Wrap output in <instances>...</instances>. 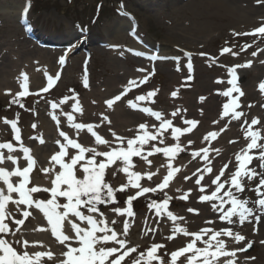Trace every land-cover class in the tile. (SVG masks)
I'll return each mask as SVG.
<instances>
[{
	"label": "rangeland",
	"instance_id": "374dc122",
	"mask_svg": "<svg viewBox=\"0 0 264 264\" xmlns=\"http://www.w3.org/2000/svg\"><path fill=\"white\" fill-rule=\"evenodd\" d=\"M17 5L29 7V25L35 29V33L48 38L51 42L60 43L59 45L64 43V45L59 49H40L42 52H39L35 44L22 37L20 28L15 22L14 6ZM3 8L7 11L5 14L2 13ZM253 10H258L255 0H0V143L12 141L18 148L13 140L10 125L3 123L4 118L12 120L18 115V127L21 129L23 143L31 149V155L37 168L36 172L32 173V179L41 181L42 187H51V173H39L42 169L50 167V156L59 151L55 143L58 139L62 140L59 137L56 122L51 119L53 110L50 107V102L58 103L62 97L72 95L69 89H73L78 94V99L84 110L82 115L75 114L76 122L100 124L97 131L106 139L111 140L113 139L112 131L117 135L130 137L135 135L140 123L159 124L153 117L146 118L145 114L136 112L128 105V100H134L137 95L155 91L156 95L152 98L154 103L141 102V105L160 111L165 118L173 119L176 126H186L180 116L199 122L190 133L181 137V144L185 146L186 150L173 161V166L179 167L180 171L175 174L169 187L164 190L168 195L174 197L170 202L169 210L184 217L183 221L177 223L189 232H196L206 226L204 224L206 219L215 218L217 228L230 227L233 231L243 232L246 240L240 242L238 248H243L246 242H252L249 251L241 252L242 264H264V254L261 252L262 250L264 253V248L260 246L263 235L259 232L249 231L253 225L251 222L246 221L242 225L239 222L234 225L220 222L218 214L206 211L205 206H208V203L198 202L199 192H193L187 201L176 199L182 192L187 191L190 185L195 184V177L188 181H185L184 177L190 176L196 168L203 167L202 160L192 159L191 152L193 150L205 146L219 149V152L223 150L222 148L232 150L235 146L240 145L241 137H243V130L240 129L238 123L240 125L244 121L251 122L252 118L257 117L261 123L254 126V130L261 132L264 125V93H261L258 88L259 83L264 82V67H262L264 64L261 63L264 59V35H233V33H251L255 28L264 24V18L257 19L259 15L264 16V8L262 13L252 16L254 18L252 24L243 23L247 16L253 14ZM121 24L122 26H120ZM133 37L137 38L142 45L147 42L152 49L160 48L161 59L150 64L129 51L135 42ZM69 42H72L70 47L74 49L69 55L70 63L60 73L59 80H54L50 91L40 94L39 89L45 85L48 86L45 73L55 76L58 72L57 59L61 54L66 53L65 46ZM245 44L251 46L245 51H241ZM79 45L83 47H79ZM224 47L231 48L238 55L233 56L230 53L221 55V49ZM84 49L92 54L89 76H87L88 87H84L85 77L80 71V61L85 53ZM186 52L190 54V61L193 64L194 73L190 79L185 61ZM253 52H256L257 55L253 56ZM45 58L49 65L42 70L39 62ZM248 61H251L250 66L236 68L240 77L241 91L244 93L241 110L244 116L241 121H237V124L233 125V123L224 122L219 118L223 111V107L220 105L221 100L224 103L227 100L224 101L222 97L219 98L216 95V92H221L225 85L218 87L215 82L217 79L226 81L229 67L245 64ZM138 69H144V71H138ZM21 73L28 74L30 82L28 85L30 94L19 98L24 105L23 108L19 104L10 103L22 90L18 86ZM146 75L148 76L146 84L141 85L138 89H133L120 101L115 102L111 108L105 104L106 100L112 99L122 92L130 79L138 80ZM208 81L210 88L205 92V89L208 88ZM248 84L251 86V92L245 93L243 89H246L245 85ZM16 88V91L9 93ZM173 91L177 92L175 97L172 96ZM205 93L216 98V105H212L210 108L207 106L208 109L205 105L203 109L197 107L200 105V97H204ZM71 103L70 101L69 104L62 105L61 108L64 111H71ZM177 109L181 110L180 116L173 118L171 113ZM206 112H208V118L205 117ZM55 114L61 120V130L75 138L74 130L68 127L66 117L60 115V109L55 110ZM101 114L106 115L111 123H101ZM215 119L219 121L220 129L224 128L225 124L228 127L232 125L235 137L238 136L239 141L230 144L228 140H225L221 144L222 146L218 145L217 147L214 144L202 143L203 133L213 129L211 124ZM33 124L36 125L35 129L32 127ZM218 128L216 126L215 131ZM165 135L166 143H175L171 138V130ZM41 136L43 143H40L39 139L30 138ZM79 139L85 146L94 145V139L86 132H82ZM189 140L194 142L191 146H188ZM99 150H104V146H99ZM5 154L7 153L5 152ZM13 154L20 157L19 165L23 167L25 162L23 153L16 151ZM209 155L213 161V167H215L217 154L212 151ZM148 159L152 161L151 166L139 157H133L136 164L134 170L138 172H157L159 170L152 181L147 179L142 181L144 186L154 187L166 175L168 160L162 154L150 156ZM161 165H165V167H161ZM234 165L232 166L233 170ZM4 166L9 170L13 167L10 162ZM251 167L255 168V165H251ZM57 170L59 169L57 168ZM257 172H264V170L261 169ZM45 177L46 180H44ZM13 179L15 180V177ZM106 179L114 187H119L126 182L127 178L123 173H118L113 177L110 169ZM258 181L259 177L255 181H246L245 192L238 195L250 202L255 200V192L250 189H254ZM207 182L210 184L209 180ZM31 186L30 183L29 187ZM0 187L3 185L0 184ZM177 189L180 191L178 192ZM134 191L118 193L119 205H100L101 211L106 215L112 207L125 206L123 201L127 195L134 194ZM148 196L159 200L163 197V193L157 192L154 195L148 194ZM36 198L47 199L49 197L47 193H39L36 194ZM60 202L64 203V200L61 198ZM147 203L148 199L144 197L133 202L136 215L134 218H129L130 228L126 237L129 242L128 246L136 247L138 251H144L153 242L161 243L164 247L158 254L168 262L170 253L183 247L188 238L180 234L174 239H168L172 235V222L166 217H155L153 213L149 212ZM189 208L199 209L200 214L195 215L188 212ZM8 210L11 211L15 219H25L20 212L9 208ZM27 210L31 212V215L25 219L23 225L18 226V230L11 219L6 220L16 235L9 234L5 238L12 242L18 251H24V249L15 244L17 239H26L30 245L33 242H40L42 246H30L27 251L29 253L50 251L53 254L52 258H43L42 264H60V261L64 259L62 253L67 249L51 234L50 226L39 209L32 207ZM108 217L117 219L115 215H108ZM146 217L147 223H145ZM118 219L120 223L116 227L118 231H122L124 217ZM157 219L160 220L159 224L155 223ZM263 222L264 220L255 222V229L258 230ZM146 226L156 228L155 234L145 236ZM65 234L73 235L68 229L65 230ZM76 246L78 245L76 244ZM108 246L113 245L109 244ZM136 256L137 253H133L126 258L124 264H132V260ZM253 257L255 259H250ZM178 264H186L185 257L179 258Z\"/></svg>",
	"mask_w": 264,
	"mask_h": 264
},
{
	"label": "snow or ice",
	"instance_id": "6c2138e0",
	"mask_svg": "<svg viewBox=\"0 0 264 264\" xmlns=\"http://www.w3.org/2000/svg\"><path fill=\"white\" fill-rule=\"evenodd\" d=\"M28 8H25V12ZM264 35V24L255 28L251 33H233V35ZM251 45L245 44L241 51H245ZM230 53L235 56L238 53L233 52L231 48L224 47L221 49V55ZM135 55H143L141 52H136ZM186 55H190L187 54ZM203 55V54H202ZM253 56L257 53L253 52ZM66 56L62 55L59 58V64L64 65ZM178 60V58H176ZM264 63V62H262ZM251 61L245 64L235 65L227 69L230 79L227 81L231 87L219 93L225 97H229V101L223 104V111L220 115V120L226 117L231 121H241L244 116L242 111L237 109L240 107L238 101L239 97L244 93L236 86L237 76L235 74L236 68L248 67ZM191 70V62L187 64ZM179 70V69H178ZM144 71V69H138ZM23 82L21 83V91L16 94V97L10 102L19 104L21 108L24 107L21 103V97H25L28 92V76L26 73L20 74ZM48 81V87L42 89L47 92L53 86L54 80H59L60 73L57 72L55 76L45 73ZM190 79V77H189ZM148 76L142 79H130L125 85L122 92L114 96L112 99L105 101V104L111 108L113 104L120 101L133 89H138L141 85L147 83ZM217 83H223L217 80ZM84 87H88L87 75L83 80ZM259 91L264 93V82L258 85ZM72 93L70 96L62 97L59 102H50V107L53 110L51 119L56 122L59 137L62 138L56 141L59 151L50 156V167L42 169L46 174L51 173V187L31 186L30 173L34 169L35 160L31 155V149L24 145L21 135V129L18 127L19 116L15 119L9 120L4 118L3 123L10 125L13 133V140L18 145V148L12 141L0 143V264H42L43 258H52V253L44 251H36L29 253L27 248L30 246H42L40 242H33L31 245L29 241L19 240L15 241L24 251H18L13 243L5 237L9 234L15 236L16 233L12 231L9 223L11 221L17 226L23 225L25 219L31 215L27 209H39L47 220L50 226L51 234L56 240L63 245L67 250L62 253L64 259L60 264H124L126 258L133 253H137L132 264H178L181 257H185L186 264H237V253L246 252L252 247V242H246L243 248L229 249L228 240H234L237 244L246 240L244 235L239 232H234L230 227L217 228L216 219H206L204 224L196 232H189L185 227H181L178 221H183V216H178L169 210L170 202L174 199L173 196L168 195L166 188L169 187L170 182L174 179L176 173L180 171L179 167L173 166V161L177 156L186 150L185 146L181 144V137L186 133H190L199 123L196 120H189L180 116V109L173 111L171 116L173 118L180 116L185 127L176 126L173 119H167L160 111H155L151 107H141V102L154 103L152 99L155 91H149L146 94L137 95L134 100H128L129 107L138 109L150 117H153L159 122V126L153 124L151 129L147 123H140L137 126L135 135L125 137L117 135L112 131L113 139H106L100 134L97 129L100 124L76 122V113L83 114V107L78 99V94L73 89H69ZM238 93L236 97L232 93ZM177 95L176 91L172 92V96ZM204 98L201 97V100ZM72 102L71 111H64L62 105H67ZM251 107V106H249ZM60 109V115L66 117L68 127L74 130L75 138L68 132L61 130V120L55 114V110ZM101 123H111L106 115L101 114ZM219 121H213L217 124ZM258 118H252L251 122L244 121L241 124L244 139L247 141L246 145L242 147L234 155L235 165L234 170L230 169L231 161L224 163L220 167L218 174L214 173L213 161L210 158V152L214 151L219 155V149H212L208 146L200 147L191 152L193 160L199 158L203 161V167H198L190 176H185V181L191 180L195 177V185L200 195L197 200L200 203H208L211 210L218 214V220L226 225H234L239 222L241 225L253 217L254 213L258 211L264 214V172H257L256 168L250 167L254 159H258L259 168L264 170V133L254 130V126L260 124ZM33 129L36 125H32ZM228 127L225 124L224 128L220 129L223 132ZM171 130V138L175 143H166V133ZM86 132L94 139L93 146H85L80 142V134ZM216 131H208L202 139L209 145L211 141L218 136ZM31 139H39L43 143L41 137H30ZM194 142L189 140L188 146ZM229 143H236V141H229ZM99 146H104V150H99ZM16 151L23 153V159L26 161V166L20 167V158L13 153ZM5 152L7 154H5ZM162 154L167 158V173L163 179L156 186H144L143 180L152 181L157 172H138L135 171L136 164L133 157H139L149 166L152 161L148 159L150 156ZM10 162L13 167L9 170L4 165ZM165 167V165H161ZM57 168L59 170H57ZM111 169V175L117 176L118 173H123L126 176V182L114 187L113 184L106 179ZM206 176H213L210 184H204ZM13 177L19 178L18 182L13 181ZM259 177L254 191L256 199L249 201L241 198L240 195L245 192L246 181H255ZM214 186V187H213ZM211 188V191L209 189ZM135 190L134 194L127 195L123 201L125 206H115L111 208V212L117 219H110L100 209V205H119L118 193L130 192ZM179 192L180 190L177 189ZM192 189L182 192L176 199L187 201L192 193ZM162 192L163 197L159 200L153 199L148 194H156ZM47 193V199H37L36 194ZM15 194V196H14ZM144 197L148 199L147 208L149 212L157 218L166 217L172 222V235L168 239H174L177 235L182 234L188 238L187 243L170 253V261L166 262L158 253L164 247L161 243L153 242L144 251H138L136 247H130L126 237L129 234L130 221L129 218L135 217L133 209V202L138 198ZM61 198L64 203H61ZM254 205L250 207L249 204ZM16 206V211L20 212L25 219H15L11 211L8 210V205ZM21 206H24L22 209ZM188 212L199 215V209L189 208ZM120 217H124L122 231H118L116 225L120 223ZM255 219L259 221L261 216H256ZM160 220L155 221L159 224ZM147 223V217L145 218ZM70 226V228H69ZM70 230L73 235L65 234V230ZM44 231L46 229H39ZM156 228L145 227L144 234L149 236L155 234ZM73 243L78 246H72ZM264 244V241H261ZM109 244L113 246H108ZM198 245H203L198 246ZM250 259H255L250 258Z\"/></svg>",
	"mask_w": 264,
	"mask_h": 264
},
{
	"label": "bare ground",
	"instance_id": "6f19581e",
	"mask_svg": "<svg viewBox=\"0 0 264 264\" xmlns=\"http://www.w3.org/2000/svg\"><path fill=\"white\" fill-rule=\"evenodd\" d=\"M255 5H257V7H258V10H253V14H251V15H249V16H247V18L244 20V24H248V23H253V19L254 18H252V16L254 15H256V14H259V13H262L263 11H262V9L264 8V0H255ZM2 10V9H1ZM14 10H15V12H16V18L20 15V13L22 12V6L21 5H17V6H14ZM7 11H5V9L3 8V11H2V13L3 14H5ZM263 19L264 18V16H261V15H259L258 16V18L257 19ZM120 26H122V24L120 25ZM116 32H119V31H116ZM145 43H147V42H145ZM148 44V43H147ZM135 46V48H132V49H137V48H139V46H137V45H134ZM150 46V45H149ZM39 50V52H42L40 49H38ZM264 53V52H263ZM262 62H264V59L261 61V63ZM262 64H264V63H262ZM47 65H49V63H48V61H47V59L45 58V59H43L42 61H40L39 62V66H40V69H46L47 68ZM262 67H264V66H262ZM244 72H246V71H244ZM247 73V72H246ZM27 76H29L28 74H27ZM20 77H21V75H20ZM218 80H221V81H223L222 79H218ZM23 82V80H22V77H21V79L19 80V82H18V86L20 87V85H21V83ZM29 81H27V85H29ZM216 86H218V87H220V86H222V85H224V82L223 83H217V80H216ZM207 89H205V92H207L208 91V89L210 88V86H209V81H208V84H207ZM245 88H246V91L248 92V93H250L251 92V86H250V84H248V85H245ZM208 95V94H207ZM206 95V93H205V96L203 97L204 99L203 100H201V97H200V100H199V103H200V105L199 106H197V107H200V108H202L203 109V107H204V105H205V107L207 108V106H209V108L212 106V105H216V102H215V99L212 97V96H210V95H208L207 96ZM222 97V96H221ZM221 97H219V98H221ZM221 100V99H220ZM222 101V100H221ZM202 103V104H201ZM208 109V108H207ZM190 110H192V109H190ZM207 114H208V112H206V116L205 117H209V115L207 116ZM138 116V115H137ZM213 121H217L216 119L215 120H212V126H213V129H210V130H207L206 132H204L203 133V135L202 136H204L208 131H215V127L217 126V127H219L218 129L220 130V126L218 125V123L217 124H213ZM149 128L151 129V126H149ZM233 127H232V125H231V127H228V128H226L227 130H224L223 132H221L220 134H218V136H217V138L215 139V140H213V141H211V144H214L216 147L218 146V145H220V146H222L221 144L226 140H229V141H236V142H238V139H239V137H233V132H232V129ZM218 129H216V132H218L219 133V130ZM224 136H227L226 138H223ZM207 143V142H206ZM246 143H247V141L244 139V136H243V138H242V141L240 142V145H238L237 147L235 146L234 148H232V150H230L229 148H222L223 150H220V152H219V155H217V162H216V164H215V167H213V169H214V173L215 174H218V171H219V169H220V167H222L223 166V164L224 163H227V162H229V161H231L232 163L230 164V171L231 170H233V164H235V160H234V155H235V153L236 152H238L242 147H244L245 145H246ZM208 144V143H207ZM210 144V145H211ZM209 145V144H208ZM252 166H254L255 165V168H256V170L258 171V170H261L260 168H259V161H258V159H254L253 160V163L251 164ZM251 165H249V166H251ZM31 175H32V172L30 173V177H31ZM213 178V176H207V179L205 180V182H204V184H209V182H207L208 180L209 181H211V179ZM44 180H46V177L44 178ZM16 180H14V182H15ZM32 186H42V183L41 182H37V183H34ZM214 187V186H213ZM190 188L193 190L192 191V193L193 192H199L198 190H197V186L195 185V184H192V185H190ZM211 189V188H210ZM191 193V194H192ZM15 196V195H14ZM7 207H10V208H12L13 210H15L16 211V206L15 205H13V204H10V205H8ZM206 207V211H211V212H213L212 210H211V206H210V204L208 205V206H205ZM112 213V212H111ZM257 214V216H261V221H263L264 220V214H261V213H258V212H255V215ZM249 222H251L253 225H252V228L251 229H249V231H252V232H259L260 234H262L263 235V238H262V241H264V222L262 223V225H261V227L257 230V229H255L256 227H255V225H254V223L255 222H258L255 218L254 219H251V220H248ZM216 226V225H215ZM245 231H247V230H245ZM234 232H239L241 235H243V232H240V231H235L234 230ZM244 233H246V232H244ZM227 243H228V246H229V249H233V248H238V245L239 244H237L234 240H228L227 241ZM73 246L75 247L76 246V244L75 243H73ZM203 245H201V247H202ZM260 246L262 247V248H264V244H262V243H260ZM32 248V247H31ZM261 252H262V254H264L263 253V251L261 250ZM225 258H221V264H223V260H224ZM241 261H242V259L240 258V254H239V252L237 253V264H242L241 263Z\"/></svg>",
	"mask_w": 264,
	"mask_h": 264
}]
</instances>
